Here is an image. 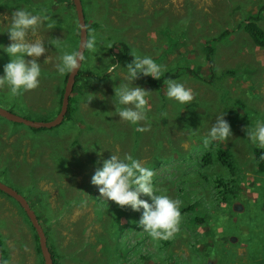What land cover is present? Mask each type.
Instances as JSON below:
<instances>
[{
  "label": "rangeland",
  "instance_id": "1",
  "mask_svg": "<svg viewBox=\"0 0 264 264\" xmlns=\"http://www.w3.org/2000/svg\"><path fill=\"white\" fill-rule=\"evenodd\" d=\"M41 1L47 14L49 13V22L53 27H41L37 36L44 39L45 35L52 32V38H61L68 45L69 51L77 50L79 24L73 1ZM139 1L140 7L137 9L135 0H82L87 21L95 24L90 28L88 36L95 34L98 43V54L90 57L88 50H85L86 60L82 63V68L103 73L106 67L104 60L109 57H112L110 63H119L121 68L125 67L128 62L120 59L122 49L117 46L113 49L114 52L110 51L113 43L121 38L137 46L139 51L147 53V56L164 67L177 64L179 57L187 55L182 51L184 45L188 44L194 48L187 55L189 65L194 70H199V75L185 72L175 81L192 90L193 100L182 106L177 102L175 104L178 105H175L174 100L169 102L170 99L166 97V102L161 103L158 99L159 87L137 78L132 81V86L150 91L147 97L148 118L133 125L119 119L112 103L113 88L125 81V69L118 68L115 73L103 78L83 77L80 90L74 94L77 97V108L73 117L57 126L34 130L25 123L0 115V181L15 188L28 199L40 216L43 226L48 229L55 246L65 253L63 260L68 264L69 261L71 264H81L70 253L71 246L78 247L77 253L86 264H106L107 259L109 263L113 259L112 252H117L120 247L126 249L124 260L127 264H141L144 259L140 256L148 253L152 258L149 264H264V242L258 238L261 234L259 226L264 232V225H260L264 224V172L256 170L251 143L246 137L250 124H244L248 116L255 115L257 120H264L263 113L257 110V107L264 105V48L256 45L243 28H234L237 21L249 11H256L260 6L259 1L264 3V0ZM4 4L5 1L0 0V6ZM22 6L21 8L24 7ZM15 9L0 11V30H6ZM143 17L146 18V24ZM167 20L170 22L169 27ZM178 21H187L190 27L181 26L182 23ZM261 21L264 27V17ZM145 25L148 30L144 36L142 30ZM164 26L172 33L186 31L188 39L177 44L176 52L169 50L161 60H156L173 40L165 39L161 31H158V27ZM226 29L231 30V34L216 42L214 67L211 69L203 49L204 37L217 38ZM61 30H64L63 38ZM9 42L7 33H0V44L7 45ZM45 47L47 51L38 58L42 75L37 88L11 97L6 86L0 85V106L35 121H49L57 116L65 86L66 74L63 77L56 75L53 67L57 56L54 46L49 44ZM133 50L135 49L132 48ZM8 59L7 54L0 50V74ZM118 59L120 60L117 61ZM233 68L235 79L231 74H226L227 70ZM247 80L251 83H246ZM252 84H255V88ZM91 95L93 99L87 103V98ZM198 99L201 103L199 107ZM237 102L244 106L236 104ZM158 109L166 112L165 115L169 118L166 126L162 117L157 118ZM222 111H226V120L229 119V113L234 112L235 118L229 122L232 138L226 143L214 142L205 149L201 137L214 122L215 114ZM159 121L164 131L158 130ZM90 124L95 125L93 130L85 128ZM138 127L145 130L138 131ZM174 129H179L176 133L184 137L180 142L188 148L181 156L185 160H195L200 156V168L196 163L193 167L189 161L182 165L172 158L168 161V153L163 147L169 143ZM188 129L193 133H188ZM75 138H79L80 144L71 146V141ZM177 138L178 136L174 137ZM220 143H225L231 150V160L237 162L238 169L234 177L240 186L236 185L239 198H236L235 205L241 204L239 209L226 208L221 195L214 194L218 189L224 190L222 185L213 189V197L208 193L212 186L205 184L221 176L233 177L231 169L222 165H203L205 161L202 156L208 150H215L216 155ZM83 146H87L86 155L82 154ZM157 146L161 147V157L166 159L167 156V161H156ZM111 154L121 157L131 155L143 166L152 168L157 188L173 198H179L181 194V209L182 205L185 208V204L198 199L196 210L181 211L179 229L167 242L153 240L144 233L135 223L140 213L130 207L118 211L114 202H109V206H101L99 193L90 184V178L103 159L109 158ZM89 156L101 160L98 163L89 162ZM57 158L63 159L64 163L60 166L68 168L67 170L57 171ZM214 159L217 160V156ZM66 161L71 163L66 166ZM199 173H203L204 178ZM179 176L194 180L190 186L180 190V194L177 187ZM68 200L70 204H67ZM196 216L206 219L204 226L201 223H188L189 217ZM96 232L104 234L108 241L106 245L98 239ZM36 234L18 201L0 191V239L6 258L2 264H44ZM210 234H217L214 243L208 241ZM224 234L230 241L225 239L223 244ZM80 236L85 237V243L79 241ZM198 239L202 241L201 244L203 241L207 242L210 257H207L208 252L197 251L199 245L194 243ZM262 239L264 240V235ZM79 243L87 244L84 246L88 251L86 255ZM169 254L171 257H168ZM91 256L94 259H90Z\"/></svg>",
  "mask_w": 264,
  "mask_h": 264
},
{
  "label": "clouds",
  "instance_id": "2",
  "mask_svg": "<svg viewBox=\"0 0 264 264\" xmlns=\"http://www.w3.org/2000/svg\"><path fill=\"white\" fill-rule=\"evenodd\" d=\"M49 21L50 16L44 8L35 12L18 7L11 13L6 30H0V33H7L10 41L7 45L0 44V50L9 57L0 74V85L6 86L11 97L38 87L42 75L38 58L47 49L45 40L37 36V32L41 27L51 29L53 25ZM48 43L56 49L57 56L53 67L56 75L60 77L73 74L80 68L86 60L83 49L88 50L90 57L98 54L95 34L81 42V50L69 51L68 45L62 39H53ZM130 56L131 61L123 68L119 63H110L112 57L105 59L104 71L111 74L118 68L126 70L125 81L113 88L112 103L119 119L137 125L148 118L147 97L150 91L140 86H132V81L139 76L159 80L164 66L156 63L150 56L137 54L135 50ZM111 79L115 80V77ZM166 97L183 106L193 100V93L182 83L169 79L166 81ZM92 99L93 95L89 96L87 103ZM225 116L226 111L216 113L214 122L201 137L205 149L214 142H226L232 138L231 127ZM137 130L145 129L138 127ZM246 137L256 147L264 149V120H256L255 125L246 131ZM154 175L152 168L143 166L131 155L125 154L121 157L111 154L95 169L90 184L96 187L101 206H109V202H114L121 208L130 207L140 213L135 223L144 233L153 240H168L179 229L182 202L157 188L153 181Z\"/></svg>",
  "mask_w": 264,
  "mask_h": 264
},
{
  "label": "trees",
  "instance_id": "3",
  "mask_svg": "<svg viewBox=\"0 0 264 264\" xmlns=\"http://www.w3.org/2000/svg\"><path fill=\"white\" fill-rule=\"evenodd\" d=\"M5 1V4L0 6V11L1 10H6V11H12L14 8H18L21 6L23 8H27L29 10H32V11H35V12H39L43 7H44V4L41 0H4ZM123 0H121L122 2ZM136 1V7L137 9L140 7L139 6V0H135ZM19 2H22L23 4L21 5ZM259 7L256 9V11L254 10H251L249 11L244 18L240 19L239 21H237V23L234 25V28H243V30L245 32L248 33V35L250 36V38L253 40V42L264 48V27L261 25V20L263 19L264 17V3H262V1H259ZM135 8V6H134ZM135 9V10H137ZM49 14V13H48ZM146 18L143 17V22H145L146 24ZM86 22H87V28H88V34H89V30L91 27H93L95 24H90L88 21H87V17H86ZM179 23H182L181 26H185V27H190L189 26V23L187 21H178ZM167 26L169 27L170 26V22L169 20H167ZM62 29V27H59ZM159 28V30H158ZM158 28H153L154 30H158V31H161V34L163 35V37L167 40H171L170 38H172V43L170 45H168L166 47V49L164 50V52L162 54L159 55V57L156 59V60H161L162 57L164 56V53H168V52H176V47H177V44L180 43L181 41L185 40V39H188V33L186 31H180V32H177L175 34L172 33V31H170L168 28L165 29V26L162 28V27H158ZM79 30V29H78ZM148 30V27H146V25L144 26V29L142 30V33L143 35L145 36L146 35V31ZM62 31V30H61ZM52 32L50 34H48L47 36L45 35L44 37V40H45V46L49 45L48 41H51L53 40L52 36H51ZM228 34H231V30L229 29H226L225 31L223 30L220 34H218L219 36L217 38L215 37H210V36H205L204 37V41H203V49L205 51V54H206V60H207V63L208 65L211 66V69H213V65H214V54H215V46H216V42L219 41V40H224L225 36H227ZM64 36V30L62 31V38ZM172 36V37H171ZM61 39V38H59ZM77 41V40H76ZM120 47V49H122V55L120 57V59L124 60V61H127L128 63L131 61L132 57L130 56V53L132 52V48H134L136 51H137V54H140L143 53L144 55H147V53H144L142 51H139L138 50V47L137 46H134L132 45L131 43L127 42L126 40H124L123 38L121 39H117L113 45L111 46L110 48V51L111 52H114L113 49L115 47ZM55 49V47H54ZM194 49L193 47H190V45H184L183 47V51L182 53H188ZM170 50V51H169ZM55 52H56V49H55ZM177 53H181V52H177ZM186 54H183L182 57H179L178 58V61L176 62L177 64H171L170 66H167V67H164V72L162 74V76L160 77L159 80H155V79H152L151 77H147V76H139L138 78H141V79H144L146 82H148L149 84L155 86L156 88L159 87L160 89V93L158 95V99H160V102L161 103H165L166 102V81L171 79V80H177L179 78V76L182 74V73H193L194 75H199V70H194V68L192 67V65H189V62H188V56ZM186 56V57H185ZM120 59H118L117 61H119ZM183 62L185 65H183ZM251 65V63H250ZM246 66H249V65H246ZM226 74H231L232 78H234V75H235V70L234 68L232 70H227L226 71ZM110 74H107L105 71L103 73H97V72H94L92 71L90 68H80L79 70V73L77 74V78H76V82H75V85H74V88H73V91H72V94L70 96V101H69V107H68V112L66 114V117L63 121H65L66 119H71L75 113V110L77 108V97L76 95H74L77 91L80 90V85H81V81H82V78L85 77V78H103V77H108ZM65 83L67 81V74L65 76V79H64ZM246 83L247 82H250V80H247L245 81ZM253 85V88H255V84H252ZM65 87V86H64ZM255 90V89H254ZM253 90V91H254ZM63 92H64V88L62 89V94H61V99H60V103L62 101V97H63ZM163 94V95H162ZM171 102V100L169 101ZM176 103V101H174V104ZM198 103V107L201 106V103L198 99L197 101ZM238 105H242L244 106L243 103H236ZM175 105H178V104H175ZM241 110V109H240ZM244 111V110H242ZM158 113L159 115H157V118H163V122L164 124L169 121V118L166 117L165 113L166 112H163L162 110L158 109ZM229 119H227L228 122H230L233 118H235L234 116V112H231L229 113ZM160 122V121H159ZM232 122V121H231ZM244 124H250V128L253 127V119H252V116H248L244 122ZM166 126V124H165ZM246 126V125H245ZM86 129L88 128V130L90 129H94L95 128V125H86L85 127ZM160 128V129H159ZM159 128L158 130H162L164 131V128L161 127V122L159 123ZM232 128V127H231ZM33 129H38V128H34ZM249 129V128H248ZM176 130H179V129H174L172 131V136H171V139L169 141V143H167L165 145L164 150L168 153V161L172 158L174 160L179 161V164L182 165L183 162L185 161H189L192 166L194 167L195 166V163H196V166L198 168H200L201 164H202V159H200V156H197L198 158H196L195 160L194 159H191V160H185L183 158L182 153L183 151L185 152L187 149L181 144V139L183 140L184 137H182L180 135V133H176ZM159 131V132H160ZM188 133H193L190 129H188ZM175 136H178L177 139H174ZM174 140L177 142H174ZM71 146L72 145H77V144H80V140L79 138H75L74 140L71 141ZM226 143V142H225ZM225 143L223 145H221V143L219 144L220 148L217 149V152H216V155L215 154V150H208L206 152V154L203 157V160L205 161V164L203 165H222L224 166L225 168H228L229 170L231 169V172L233 174V177L231 178H225L224 176H221V177H218L216 178L214 181H208V184H210V186H212V188H216L220 185H222L224 187V190H221V189H218V192L215 191L216 195H221V200L222 202L226 203V208H230V210H235V208L238 207V209L240 208V205H235V203L237 202L236 201V198H237V192L238 190H236V185H239L237 184L236 182V177H234V175H236L235 171L238 169V166H237V162L235 160H231L230 158V155H231V150H229ZM251 142L249 141V144ZM176 146H178V149H176ZM251 146V150H252V154L254 156V160H255V163H256V170L258 172H264V149H260L258 147H256L253 143L250 144ZM72 148V147H71ZM70 148V149H71ZM86 148L87 146H83L82 150H84L82 154L86 155ZM158 149V151L156 152L157 156H156V161L160 162V160H163V161H167V156H166V159L161 157V147H158L156 148V150ZM72 150V149H71ZM53 156V155H52ZM214 156H217V160L214 159ZM174 157V158H173ZM79 157L77 156V159ZM91 158L89 160L90 161H96V163H98L101 159L99 158H96V157H90ZM136 159V158H135ZM78 161H81V160H78ZM64 163L63 159H58L57 158V164H58V170L57 171H64V170H67L68 168L66 167H61L60 164L61 163ZM67 162V161H66ZM54 163V162H53ZM71 162H67V165L68 166ZM31 165H34L32 163H30ZM79 164V163H77ZM87 164V162H86ZM35 166V165H34ZM36 167V166H35ZM192 167V168H193ZM39 168V167H37ZM53 171V170H52ZM54 172V171H53ZM200 176H202L204 178V174L203 173H199ZM181 176V175H180ZM179 176V179L178 180V184H177V187H179V190H178V193L180 190H183L185 189V187L187 186H190L192 184V182L194 181L193 179L191 180L190 178H185V177H180ZM34 178V177H33ZM37 182V181H36ZM175 182V180H174ZM214 183V185H212ZM37 184V183H35ZM235 184V185H234ZM37 186V185H35ZM34 186V187H35ZM240 186V185H239ZM33 187V188H34ZM241 188V187H240ZM3 192V191H2ZM46 194L48 193L47 191H44ZM180 194V193H179ZM211 195V193H210ZM214 197V194L211 195ZM179 198L177 199H181L182 203H183V199L181 197V194L178 196ZM239 198V197H238ZM237 198V199H238ZM235 199V200H234ZM214 200V199H213ZM216 201V200H214ZM198 202V199H195V201L193 202H190L188 204H185V208H184V205H182V209L180 208V212L181 211H184L185 209L186 210H190V209H194L196 210V207H197V203ZM67 204H70V201L68 200V203ZM239 204V203H238ZM32 206V205H31ZM224 206V207H225ZM118 211H121V210H124V209H127L128 207L125 206L123 208L121 207H116ZM114 208V209H116ZM236 209V211H240ZM129 210V209H128ZM226 210H222V212H225ZM228 211V210H227ZM39 219H40V216L38 215ZM233 217V216H232ZM29 219V217H28ZM206 219L204 217H199V216H196V217H189V220H188V223H191L193 225H196L198 223H201L203 226H204V221ZM41 221V220H40ZM31 223V221H30ZM42 223V222H41ZM32 225V223H31ZM43 225V224H42ZM33 229L35 230L34 226L32 225ZM44 227V226H43ZM123 227V225L121 226V228ZM45 229V232H46V236H47V241H48V246L50 248V251L52 253V257H53V264H68L67 262H65V253L63 252H60L58 250V248L55 246V244L53 243V239H52V236L49 235V231L46 227H44ZM36 231V230H35ZM115 232V229L113 230ZM37 233V232H36ZM84 233V232H83ZM81 233V234H83ZM97 234V237L100 241H102L105 245L107 244V239L105 238L104 234H102V232H96ZM213 234V232L211 233ZM210 234V238L208 239V241H213V243L215 242V238H216V235L217 234H214V235H211ZM36 237L38 238V234H36ZM224 239H222L223 241V244L225 243L226 240L230 241V239L228 238V236L226 234H224ZM39 239V238H38ZM226 239V240H225ZM81 243H85V237L84 236H80V240H79ZM119 242H122L121 239L118 240ZM168 240H166L167 242ZM0 242H1V239H0ZM202 241H200V239H198L197 241H195L194 244H198L199 246L196 248L197 251L200 253L201 251L203 252H208L209 250H207V242L206 241H203V243L201 244ZM87 246V244H81L79 243V246L81 248L84 249V246ZM1 246H2V260H1V264L2 262H4V260L6 259L4 257V248H3V245H2V242H1ZM85 246V247H86ZM38 248H39V251L41 252V248H40V245L38 244ZM77 249L78 247L77 246H71V251L70 253L73 254L75 257L76 260H78L81 264H86L85 261L81 258V256L77 253ZM123 247H120L119 250H117V252H112L113 254V259L108 263V259H107V262L106 264H127V261L124 260L125 259V251L126 249H124L123 251ZM85 251V255L88 253L87 251V248L86 250L84 249ZM42 253V252H41ZM199 253L196 255L198 256ZM214 254V253H213ZM151 254L148 253V254H142L140 256V258L144 261H142L140 258H138V260H141V264H149L150 260L152 259ZM195 256V257H196ZM211 256V253L208 252L207 253V257H210ZM168 257H171V254H169ZM100 258V257H98ZM64 259V260H63ZM90 259H94L92 256ZM211 260V259H210ZM261 261V260H259ZM69 263L71 264V262L69 261Z\"/></svg>",
  "mask_w": 264,
  "mask_h": 264
},
{
  "label": "water",
  "instance_id": "4",
  "mask_svg": "<svg viewBox=\"0 0 264 264\" xmlns=\"http://www.w3.org/2000/svg\"><path fill=\"white\" fill-rule=\"evenodd\" d=\"M77 12V18H78V24H79V44L78 49L81 50V42L88 37V28H87V22H86V15L84 11V6L82 0H72ZM85 50L83 49V53L85 54ZM83 63V62H82ZM82 66V64H81ZM80 66V68H81ZM80 68L73 74H68L67 81L65 83L64 87V93L62 98V103L59 109V112L57 116L49 121H35L28 118H25L21 115H18L4 107L0 106V115L6 117L7 119L13 120L15 122L25 123L31 127L34 128H40V127H54L59 125L63 122L69 107V101L70 96L72 94L77 74L79 73ZM0 190L11 195L14 197L22 207L27 212L28 217L30 218V221L32 225L34 226L38 237H39V244L41 248V252L44 258V264H53V257L52 253L50 251V248L48 246L47 236L45 229L36 213V211L32 208L31 204L29 203L28 199L21 194L18 190L15 188L5 184L4 182L0 181ZM2 260V246L0 242V264Z\"/></svg>",
  "mask_w": 264,
  "mask_h": 264
},
{
  "label": "crops",
  "instance_id": "5",
  "mask_svg": "<svg viewBox=\"0 0 264 264\" xmlns=\"http://www.w3.org/2000/svg\"><path fill=\"white\" fill-rule=\"evenodd\" d=\"M263 104H264V102H263ZM257 110L259 111V112H261V113H263V119H264V105L262 106V107H257ZM252 119H253V126L255 125V122H256V120H257V117L254 115V116H252ZM205 184H208V181L207 182H205ZM213 189L214 188H209L208 189V193L210 194V193H212L213 192ZM202 190V189H201ZM214 194H215V191H214ZM215 200H216V197H215ZM215 202V201H214ZM260 225H264V224H260ZM259 231L261 232V234H259V239H261L263 242H264V240L262 239L263 238V235H264V232L262 233V230H261V226H259ZM264 229V228H263ZM251 241H249V243H250Z\"/></svg>",
  "mask_w": 264,
  "mask_h": 264
},
{
  "label": "flooded vegetation",
  "instance_id": "6",
  "mask_svg": "<svg viewBox=\"0 0 264 264\" xmlns=\"http://www.w3.org/2000/svg\"><path fill=\"white\" fill-rule=\"evenodd\" d=\"M64 93V92H63ZM63 98V97H62ZM61 103H62V101H61ZM66 117V116H65ZM65 119V118H64ZM1 191V190H0ZM2 192V191H1ZM5 193V192H4ZM11 196V195H10ZM12 197V196H11ZM12 198H14V197H12ZM15 199V198H14ZM16 200V199H15ZM19 203V205L22 207V205L20 204V202H18ZM23 208V207H22ZM33 208V207H32ZM24 209V208H23ZM34 209V208H33ZM35 210V209H34ZM24 211H25V209H24ZM26 212V211H25ZM27 213V212H26ZM37 213V212H36ZM38 215V214H37ZM29 221H30V218H29ZM39 238V237H38ZM4 254H5V252H4Z\"/></svg>",
  "mask_w": 264,
  "mask_h": 264
}]
</instances>
